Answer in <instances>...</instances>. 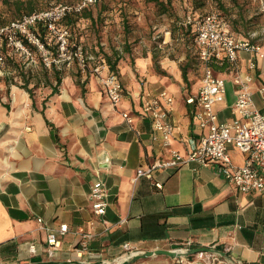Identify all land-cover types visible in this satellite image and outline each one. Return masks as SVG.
<instances>
[{"label": "crops", "instance_id": "1", "mask_svg": "<svg viewBox=\"0 0 264 264\" xmlns=\"http://www.w3.org/2000/svg\"><path fill=\"white\" fill-rule=\"evenodd\" d=\"M73 27L83 39L84 24L75 22ZM71 40L77 41L72 32ZM90 49L84 51L94 59L109 56L115 63L124 89L117 106L107 101L99 80L76 65L75 70L52 64L30 80L17 71H0V264H113L126 243L138 255L209 249L232 264H264V191L239 192L216 163L157 169L152 179L133 181L138 168L157 166L168 157L159 137L153 138L152 117L142 111L144 94L171 93V148L186 154L190 142L207 133L194 119V106L185 102L196 94L201 76L189 90L176 63L155 51L125 57L115 49L99 48L106 55ZM251 61L254 70L248 69ZM235 70L252 76L253 101L264 113L259 91L264 87V59L239 52L236 68L224 63L216 71L225 84V93L214 104L219 123L236 117ZM123 111L133 116L131 126ZM228 152L234 165L243 164L239 150L230 146ZM97 181L106 192L102 216L93 213L89 196ZM38 218L51 229L68 226L52 258L45 252L46 231ZM79 229L92 234L81 258L75 251ZM31 243L37 247L35 255L28 252ZM126 262L184 264L164 254Z\"/></svg>", "mask_w": 264, "mask_h": 264}, {"label": "built area", "instance_id": "2", "mask_svg": "<svg viewBox=\"0 0 264 264\" xmlns=\"http://www.w3.org/2000/svg\"><path fill=\"white\" fill-rule=\"evenodd\" d=\"M98 0H79L75 4H57L46 10L34 11L21 16L19 19L0 27V48L2 42L15 52L30 56L29 49L22 39L36 46L42 54L45 65H76L82 73L90 72L98 80L104 91L107 101L117 106L124 97V89L119 76L112 72L108 65L99 59H94L85 53L80 44L71 40L70 30L61 25L62 20L68 15L81 14ZM264 10V2H261ZM42 24L48 38L54 42L55 52L46 49L39 37L33 32L37 24ZM189 23V20H188ZM197 59L201 64V78L195 95L186 98L188 105L194 106V119L200 129L207 128L199 142L191 141L186 154L171 148L174 125L168 121V116L173 110L174 98L167 90L157 93H145L142 101V111L152 117L153 130L156 139L168 150V157L159 162L157 166L138 168L133 181L141 177L152 179L153 172L157 169H176L187 163L196 162L202 166L218 164L222 177L232 183L239 192L264 191V113H261L254 104L250 74L241 75L235 70L233 82L239 88L235 99L234 110L236 117L230 121L219 123L214 104L225 93V84L222 78L216 75L213 64L223 66L224 63L236 68L238 53L254 54L258 59H264V28L259 32L250 33V38L240 39L235 37L227 27L222 16L216 13L203 15L193 24ZM258 37L256 42L251 39ZM4 64V56L0 53V71ZM249 70L255 69L253 61L248 65ZM259 91L264 94V87ZM122 118L131 126L133 116L131 113L121 112ZM234 146L244 155L242 165L231 162L228 149ZM161 188L160 183H155ZM91 208L95 215L102 216L106 210V192L101 182H95L90 190ZM41 229L46 231L45 252L48 257L54 256V250L59 248V237L68 233V226L61 224L57 229H51L43 224L41 218L37 219ZM81 236L79 246L75 248L78 258L87 250V243L92 234L77 230ZM123 252L113 260V264H121L132 259L140 252L133 250L129 244H123ZM187 248L181 250L187 251ZM28 252L37 254V247L31 243ZM189 257H179L184 264H232L214 252H200ZM71 264V262H68Z\"/></svg>", "mask_w": 264, "mask_h": 264}, {"label": "rangeland", "instance_id": "3", "mask_svg": "<svg viewBox=\"0 0 264 264\" xmlns=\"http://www.w3.org/2000/svg\"><path fill=\"white\" fill-rule=\"evenodd\" d=\"M14 1L16 0H9V3L4 5L0 0V27L19 19L23 16L22 14H27L29 5L23 6L19 12L15 8ZM77 1L79 0H32L31 6L34 11H42L57 4L72 5ZM218 2H221L227 11L222 10ZM261 2L264 0H171L173 17L170 18L167 15H158L155 7L143 0H99L85 12V14H91L95 22L85 17L84 13L72 17L73 24L75 22L84 24L83 39L79 29L75 27L72 29L71 26V32L77 39L73 41L80 45L84 42V48L90 52L91 47L92 50L93 48H102L105 51L115 49V54L127 57V55L135 54L136 51L148 49L157 52L159 57H167L174 61L178 70L179 66L185 62L186 54H189L193 60V66L188 71V82L183 84L185 89L193 90L201 76V64L197 59L196 46L191 36L186 38L183 35L182 27L188 21V16L194 19L208 13H216L227 14L226 16L233 19L238 10L242 9L247 18H255L249 33L259 32L261 28H264V10H262ZM101 43L104 44L103 47ZM49 44L55 47L53 41ZM102 49H99L96 54L106 55ZM95 51L96 49L92 52ZM29 52L31 55L27 56L9 47L2 48L1 53L5 57L3 70L17 71L18 74L28 76L30 80L32 74L52 68L51 65H45L43 56L38 50L32 48ZM73 66L75 69L76 66ZM189 260L192 258L190 257Z\"/></svg>", "mask_w": 264, "mask_h": 264}, {"label": "trees", "instance_id": "4", "mask_svg": "<svg viewBox=\"0 0 264 264\" xmlns=\"http://www.w3.org/2000/svg\"><path fill=\"white\" fill-rule=\"evenodd\" d=\"M143 1L145 3H147V4L153 5L155 7L158 15H167L170 18L173 17V8H172V5H171V0H143ZM98 2H99V0H98ZM2 3L4 5H7L9 3V0H2ZM14 3H15L14 5H15L16 10L19 11V12H20V9L23 6H26V5H29V7L27 8V11H26L27 14H29V13L34 11L33 7L31 6L32 3H33L32 0H28L27 2H24L22 0H16V1H14ZM218 5H219V7L222 10L224 9V11H227L224 8V6H223V4L221 2H218ZM88 10H89L88 8L85 9L81 13V15L84 13L85 17H87L88 19H91L92 22H95L96 20H94V18H91L92 17L91 14H89V13L85 14V12L88 11ZM22 15H24V14H22ZM226 15L227 14H225V15L223 14V15H220V16H222V18L224 19V22L227 24L228 30L235 37L240 38V39H248V38H250L249 30L251 29L250 26L254 22V19H255L254 17L247 18L245 16V13H244V11L242 9L238 10L236 16L233 19H230ZM72 17H73V15H68L61 22V25L66 26L70 30V32H71V26L73 24ZM201 17H197V18L191 19L188 16L189 23H188V21L185 22L183 24L184 27H182L183 35H185L186 38H189V36H191V39H192L194 44H195V33H194V29H193V24L196 21H198ZM32 30L39 37V39L43 43L44 47L46 49L50 50L52 53H54L55 52V47H51L50 46L49 43H50L51 40L48 38V35H47L46 30L43 27V25L41 23L37 24L34 28H32ZM22 40L24 42V45L29 50H32V48H35V50H37L36 46L30 44L27 41V39H22ZM251 40L253 42H256L258 40V37L252 38ZM195 46H196V44H195ZM5 47H7L6 43L2 42L0 53L2 51V48H5ZM126 51H127V49H126ZM196 56H197V54H196ZM99 60L103 61L104 63H106V65L109 66V69L112 72H115L114 71V67H115L114 64L115 63L112 61L111 57L105 56L104 58H99ZM3 66H4V64H3ZM3 66H2V69L4 68ZM192 66H193V60L191 59L189 54H186L185 62L182 65L179 66V70H180V73H181V78H182L183 82H185V83L188 82V71L192 68ZM212 66H213V69L215 71H220L222 69V67H223V66L219 67V66H217L215 64H213ZM158 74H162V75L166 76V74L164 72H158Z\"/></svg>", "mask_w": 264, "mask_h": 264}, {"label": "water", "instance_id": "5", "mask_svg": "<svg viewBox=\"0 0 264 264\" xmlns=\"http://www.w3.org/2000/svg\"><path fill=\"white\" fill-rule=\"evenodd\" d=\"M200 252H212V250H209V249H193V250H187L184 252H182V251H175V252L158 251V252H153V253L149 252V253L137 255V256H135V258L146 257V256H150L153 254H164V255L172 256V257H188V256H193V255L200 253ZM73 263L71 262V264H73ZM49 264H52V263H49ZM78 264H80V263H78ZM121 264H127V262H123Z\"/></svg>", "mask_w": 264, "mask_h": 264}]
</instances>
